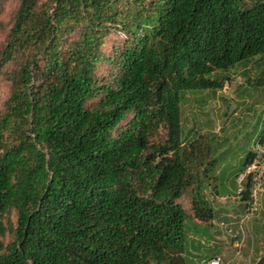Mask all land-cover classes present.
I'll return each mask as SVG.
<instances>
[{"label": "trees", "instance_id": "16d2710c", "mask_svg": "<svg viewBox=\"0 0 264 264\" xmlns=\"http://www.w3.org/2000/svg\"><path fill=\"white\" fill-rule=\"evenodd\" d=\"M0 31V264H185L215 159L181 98L264 59V0H17Z\"/></svg>", "mask_w": 264, "mask_h": 264}, {"label": "rangeland", "instance_id": "374dc122", "mask_svg": "<svg viewBox=\"0 0 264 264\" xmlns=\"http://www.w3.org/2000/svg\"><path fill=\"white\" fill-rule=\"evenodd\" d=\"M16 3L17 0H7L5 11L0 16L1 22L7 23L9 21L11 10ZM112 36L117 39L121 37V34L112 31ZM2 39L3 34L0 31V41ZM106 49H111L110 44H107ZM225 74L229 78L225 81L222 90L215 93L211 90L186 91L182 95L180 104L183 136L191 140L190 138H193L194 133L203 136L209 134L207 136L213 135L214 139L216 138V143L220 146L224 145L222 150L218 152V158L215 161L217 165L222 166L219 181L213 183V186L218 189L219 185H222V181H227L231 170L241 165L243 158L251 149L252 140L264 129V59L255 56L248 61V64L233 67ZM6 97L7 85L0 81V108ZM241 98L247 100V102L240 104ZM255 103H258V105ZM164 136V131H161L157 139H163ZM210 141L211 144L214 143L212 139ZM202 170L204 176V166ZM212 171H210L208 177L212 178L214 175ZM233 191L235 192V189ZM179 202L189 210L187 196L182 197ZM252 218L254 216L247 223H243L244 227L248 225ZM188 230L190 231L188 232ZM187 232L188 235L190 234L193 237L192 239L187 237L191 257L186 253L185 264H206L204 259L213 252L219 251V249L217 246L208 247L205 243L203 225L187 227ZM6 240H8V236ZM201 243L202 245H199ZM191 245L193 246L191 247ZM224 263L225 258L222 259V264Z\"/></svg>", "mask_w": 264, "mask_h": 264}, {"label": "crops", "instance_id": "0c3cea01", "mask_svg": "<svg viewBox=\"0 0 264 264\" xmlns=\"http://www.w3.org/2000/svg\"><path fill=\"white\" fill-rule=\"evenodd\" d=\"M243 102H247V100L241 98L239 103L242 104ZM255 104L258 105V103ZM205 130L204 126V133ZM259 134L252 140L250 151L253 150ZM209 139L214 142L212 144L215 160H209L204 163V199L214 209V217L210 222L204 223V225L198 220H195L194 224L204 226L205 243H207L208 247L217 246L219 251L210 254L204 261L208 264V260L214 255H220L222 259L225 258L224 264H258V261L264 256V177L259 211L248 225L244 227L243 223H247L251 217L247 221H242L245 205L240 196L235 195L237 194L236 186L238 188L237 177L242 171L240 170L241 165L231 170L227 181H222V185L218 184L219 189L214 187L213 183L219 181V175L222 171V166L220 164L217 165L215 161L218 158V152L222 150L224 145L220 146L216 143V138L214 139L213 135ZM211 170L214 173L212 178L208 177ZM234 189L235 192L233 191ZM231 191L232 193L230 194ZM192 237V235H188V238L192 239ZM199 245H202V243ZM187 246V255L191 257L189 244Z\"/></svg>", "mask_w": 264, "mask_h": 264}, {"label": "built area", "instance_id": "2783aa9c", "mask_svg": "<svg viewBox=\"0 0 264 264\" xmlns=\"http://www.w3.org/2000/svg\"><path fill=\"white\" fill-rule=\"evenodd\" d=\"M252 152L254 154L253 159L244 167L237 177L238 196H241L244 191V182L246 180L249 182L248 199L242 221H247L258 212L260 207V193L263 189L264 145L256 142ZM208 264H222V257L220 255H214L208 260Z\"/></svg>", "mask_w": 264, "mask_h": 264}]
</instances>
